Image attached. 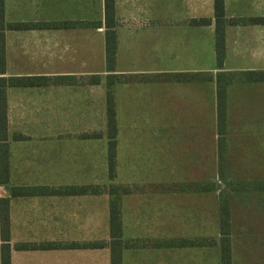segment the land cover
Here are the masks:
<instances>
[{
    "label": "crops",
    "instance_id": "obj_1",
    "mask_svg": "<svg viewBox=\"0 0 264 264\" xmlns=\"http://www.w3.org/2000/svg\"><path fill=\"white\" fill-rule=\"evenodd\" d=\"M146 1L114 0L116 63L108 71L104 0H4L5 26H24L4 30L0 77L43 78L5 88L9 183L0 184V199L8 198L10 264H111L110 195L90 191L109 183L130 188L119 197L121 264H211V256L205 258L211 247L204 242L212 236L210 192L190 190L182 184L193 177L163 175L162 168L179 159L185 167L189 153L193 166L206 135L210 144L209 133L193 126L209 113V93L200 89L209 83L167 75L218 70L213 0H155L154 15H147ZM224 10L225 58L219 70L264 72V0H224ZM201 19L210 22H194ZM111 74L122 76L112 86L113 179L106 128ZM152 74L161 76L141 79ZM240 84L252 89L264 82ZM146 85L155 86V124L140 111L138 88ZM164 94L170 96L167 112ZM163 151L183 154L168 161ZM26 188L41 191L25 193ZM214 224L219 234L218 216ZM195 238L202 244L183 243ZM22 242L45 246L15 247ZM99 242L104 245H93Z\"/></svg>",
    "mask_w": 264,
    "mask_h": 264
},
{
    "label": "rangeland",
    "instance_id": "obj_2",
    "mask_svg": "<svg viewBox=\"0 0 264 264\" xmlns=\"http://www.w3.org/2000/svg\"><path fill=\"white\" fill-rule=\"evenodd\" d=\"M147 1L149 5L147 15L156 14L155 0ZM208 73L214 75L216 72L211 71ZM203 74L202 78H195L194 82L200 85L209 83L207 84L209 86L205 85V89L202 87L200 89L205 94L209 93L210 110L208 115L205 111L204 120L202 118L195 119L193 126L195 129L204 130L205 135L209 133L210 144L208 147L206 146V135L205 150L194 153L195 162L193 166L190 160L192 156L189 153L190 162L185 167L183 165L186 161L179 159L172 162L173 167L164 166L162 174L172 173L188 178L193 177L194 181L182 184L190 187V190H192L191 184L200 180H205L200 181L201 184L215 183V190L209 192L211 194L212 209L211 239L216 240L210 241V252L205 251V258L209 257L210 259L211 256V264H220L221 261L220 234L215 233L217 230L214 222L216 216H219V193L222 191L226 193L229 200L231 264H264V190L260 189L264 185V84L255 85L252 89L244 86L240 87L242 85L240 83L245 81V75L235 73L232 76L233 80L230 84L233 86L227 89L225 103V175L220 178L218 171L215 82L214 80L204 79L209 76L207 72ZM138 90L140 93L142 92V95L139 96L141 101L140 111L145 112L143 114L147 116L144 117H150L151 124H155V120L153 121L155 86L146 85L145 88H138ZM173 95L176 98L178 97V94ZM169 97L166 94L163 95V112L171 110L166 105V98ZM182 101L181 99L180 102H175V105L180 106ZM119 120L121 122V119ZM153 152L154 149L151 150V154H154ZM177 152L167 153L163 151L162 154L169 155L168 158L164 157L168 161H174L179 155L183 154ZM186 156L184 153V159H187ZM119 164L121 165V163ZM121 176L122 172L120 171ZM240 182L250 184L251 189L232 191L231 183ZM248 218L252 219V222ZM207 242L205 240V244L208 245Z\"/></svg>",
    "mask_w": 264,
    "mask_h": 264
},
{
    "label": "trees",
    "instance_id": "obj_3",
    "mask_svg": "<svg viewBox=\"0 0 264 264\" xmlns=\"http://www.w3.org/2000/svg\"><path fill=\"white\" fill-rule=\"evenodd\" d=\"M104 15L105 22L108 24V28L105 32V64L108 71H113L116 63V47L117 36L116 31L113 29L112 21L115 16L114 0H104ZM213 16L215 22V63L218 69L214 75L211 73L207 78L208 80H214L215 82V94H216V127H217V151H218V171L220 178L225 175V123H226V97L227 89L230 82L233 80L232 76L236 72L221 71L219 70L224 63L225 51H224V25H225V10L224 0H213ZM195 23L202 22L208 23L210 19H201L200 21L194 20ZM24 25L22 24H4V0H0V74L5 72V44H4V30L19 29ZM204 72H187V73H172L167 75V78L177 81H194L195 78H202ZM245 75L244 80L247 82H264V72L252 71L240 73ZM160 77L161 75H144L141 79L149 80L152 77ZM96 79L100 77H95ZM122 76L108 75L106 78V128L108 141V154H107V169L108 176L113 179L116 175V134H117V120L115 112V103L112 92V86L121 81ZM128 79V77H125ZM43 78L28 77V78H14V77H0V184L7 185L9 183V164H8V150L6 148L5 132L7 130V111H6V97L5 88L10 85H20L21 83H33L42 81ZM101 135V133H99ZM190 188V187H188ZM191 189L195 191H213L215 190V183H202L195 182L191 184ZM251 186L248 183H231V190L234 192L241 190H250ZM264 190V185L260 187ZM17 189L11 188L10 192L16 194ZM77 190V189H76ZM86 190V189H81ZM128 186L109 183L100 184L94 186L90 191L93 193H108L110 195V236H111V264H121V210L119 206V197L122 193L129 192ZM41 191V190H39ZM36 189L26 188L23 190L25 193L39 192ZM73 191V188L68 190ZM8 198L0 199V238L2 243L0 244V264H10V221L8 213ZM219 243L221 261L220 264H231V248H230V210L229 200L225 192L219 193ZM210 244V241L216 239H205ZM204 240V242H205ZM188 245H201L202 240L185 239L183 242ZM103 246V242L94 243L93 245ZM207 245V244H205ZM45 245L43 243H31L22 242L15 245L18 249H40Z\"/></svg>",
    "mask_w": 264,
    "mask_h": 264
}]
</instances>
